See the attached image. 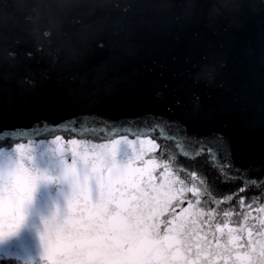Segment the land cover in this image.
Masks as SVG:
<instances>
[{
    "label": "water",
    "instance_id": "water-1",
    "mask_svg": "<svg viewBox=\"0 0 264 264\" xmlns=\"http://www.w3.org/2000/svg\"><path fill=\"white\" fill-rule=\"evenodd\" d=\"M151 3L0 0V166L24 155L31 157L24 161L31 171L53 178L37 183L23 223L10 235L0 199V264H50L41 235L46 222L60 221L67 211L71 186L60 177L74 149L78 161L83 149L124 136L135 144L154 140L192 167L167 138L181 125L190 135L220 132L229 141L233 172L226 178L212 162L205 165L220 201L214 207L235 208L226 197L245 188V204L233 215H246L228 227L245 229L241 243L248 231L257 245L264 243V12L229 27L201 14L187 21L161 14ZM196 97L211 113L206 123L192 119ZM150 114L165 118L154 130ZM168 120L178 123L169 128Z\"/></svg>",
    "mask_w": 264,
    "mask_h": 264
},
{
    "label": "snow or ice",
    "instance_id": "snow-or-ice-1",
    "mask_svg": "<svg viewBox=\"0 0 264 264\" xmlns=\"http://www.w3.org/2000/svg\"><path fill=\"white\" fill-rule=\"evenodd\" d=\"M196 67L191 65L190 77ZM196 100L192 119L206 123L211 113L203 111L199 98ZM150 115L156 121L154 130L165 118ZM175 123L167 121L169 128ZM167 138L176 142L192 167L174 161L167 145H157L154 140L135 144L127 136L111 141L110 146L83 149L78 161L74 149L72 165L62 161L60 179L70 184L71 193L63 218L46 222L41 235L43 257L50 264H215L216 258L231 260V264H264V243L257 245L251 231L249 239L241 243L245 229L228 227L229 223L238 225L240 217L246 215H233L245 204L240 195L245 188H240L234 199L226 197L235 208L214 207L220 201L214 199L216 193L205 165L212 162L227 178L233 172L229 168V141L220 132L190 135L183 125ZM122 146L123 156L118 160ZM20 148L23 145L17 146ZM18 156L11 165L0 166V199L7 207L8 235L23 223L25 206L37 183L53 179L26 167L24 161L31 157ZM234 171L242 174L240 169ZM244 180L249 183L247 177ZM252 207V203L247 204V208ZM260 227L264 229V222Z\"/></svg>",
    "mask_w": 264,
    "mask_h": 264
},
{
    "label": "clouds",
    "instance_id": "clouds-1",
    "mask_svg": "<svg viewBox=\"0 0 264 264\" xmlns=\"http://www.w3.org/2000/svg\"><path fill=\"white\" fill-rule=\"evenodd\" d=\"M151 7L161 14L186 21L201 14L209 22L242 27L254 15L264 12V0H152ZM200 75L197 73V77Z\"/></svg>",
    "mask_w": 264,
    "mask_h": 264
}]
</instances>
